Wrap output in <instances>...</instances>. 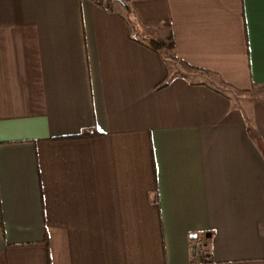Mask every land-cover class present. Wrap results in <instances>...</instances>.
Returning a JSON list of instances; mask_svg holds the SVG:
<instances>
[{
	"label": "crops",
	"instance_id": "0c3cea01",
	"mask_svg": "<svg viewBox=\"0 0 264 264\" xmlns=\"http://www.w3.org/2000/svg\"><path fill=\"white\" fill-rule=\"evenodd\" d=\"M123 1L0 0V264H264V0Z\"/></svg>",
	"mask_w": 264,
	"mask_h": 264
},
{
	"label": "built area",
	"instance_id": "2783aa9c",
	"mask_svg": "<svg viewBox=\"0 0 264 264\" xmlns=\"http://www.w3.org/2000/svg\"><path fill=\"white\" fill-rule=\"evenodd\" d=\"M191 253L195 259V263L204 264L208 262V256L206 254V240L200 237L192 239Z\"/></svg>",
	"mask_w": 264,
	"mask_h": 264
},
{
	"label": "trees",
	"instance_id": "16d2710c",
	"mask_svg": "<svg viewBox=\"0 0 264 264\" xmlns=\"http://www.w3.org/2000/svg\"><path fill=\"white\" fill-rule=\"evenodd\" d=\"M148 45L151 49L154 50H163L164 47H170V43L166 44L165 42H163L162 40H158V39H149L148 41ZM166 85V82H162L157 88L163 87ZM88 135V131L83 132L82 134H80L79 136H85Z\"/></svg>",
	"mask_w": 264,
	"mask_h": 264
},
{
	"label": "water",
	"instance_id": "95a60500",
	"mask_svg": "<svg viewBox=\"0 0 264 264\" xmlns=\"http://www.w3.org/2000/svg\"><path fill=\"white\" fill-rule=\"evenodd\" d=\"M115 1L120 2L121 4H123L124 6H126V4H125V2L123 0H115ZM192 237H195V236L193 235Z\"/></svg>",
	"mask_w": 264,
	"mask_h": 264
}]
</instances>
